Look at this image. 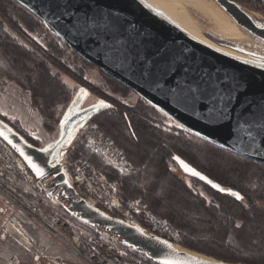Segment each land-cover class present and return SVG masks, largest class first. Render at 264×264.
<instances>
[{"label": "water", "instance_id": "95a60500", "mask_svg": "<svg viewBox=\"0 0 264 264\" xmlns=\"http://www.w3.org/2000/svg\"><path fill=\"white\" fill-rule=\"evenodd\" d=\"M13 1L29 11L83 61L135 93L178 128L233 154L264 164V135L249 127L253 115L258 119L264 110V63L230 55L200 41L142 0H60L58 10L50 7L49 0ZM213 1L237 27L264 42V25H256L236 2ZM162 55L166 61L161 59ZM153 61L161 68L157 71L153 67L150 76L142 68ZM167 66L179 69L174 78H171L172 73L162 75ZM186 76L202 78L209 93L214 90L217 98L206 94L199 100H190L184 92L173 91L177 81L183 83ZM0 134V140L17 154L34 177L43 181L46 191L59 200L61 209L71 217L110 234L156 264H164V261L169 264H229L197 252L194 253L203 258L178 251L172 242L146 234L136 223L110 216L86 200L76 198L61 165L67 146L59 147L58 144L47 152L40 151L2 120ZM59 148L62 156L52 160ZM174 157L199 172L179 156ZM26 158L44 170L43 178L36 175ZM173 160L186 176L229 194V191L218 190H230L227 187L201 172L206 179L193 176L178 160ZM161 240L171 244V248L159 243Z\"/></svg>", "mask_w": 264, "mask_h": 264}, {"label": "trees", "instance_id": "16d2710c", "mask_svg": "<svg viewBox=\"0 0 264 264\" xmlns=\"http://www.w3.org/2000/svg\"><path fill=\"white\" fill-rule=\"evenodd\" d=\"M232 1L264 12V0ZM29 17L35 23L34 31L40 29L41 22L25 8L13 0H0V79L12 81L29 93L32 106L44 119L43 128L50 133L60 125L71 99L62 75L84 83L93 94L101 92L84 79L83 72L91 65L53 35L47 32L42 46L22 32L20 25ZM5 25L22 40L12 37ZM214 40L230 47L225 41ZM112 83L121 86L113 80ZM123 95L120 98L124 99ZM113 101L116 108L107 107L102 113L117 117V122L110 124L109 136L102 129L100 133L120 150L132 167L129 175H119L104 166L96 155L81 152L79 147L68 150L69 157L86 159L116 180L123 204L142 193L143 207L151 215L161 217L173 212L171 216L175 218L168 219V223L178 229L180 247L229 264H264V164L233 154L185 130L166 129L163 115L138 96L132 104ZM0 120L36 145L5 116L0 115ZM174 156L239 193L243 199L237 200L186 176L173 160ZM181 177L188 178L193 186L189 187ZM198 186L206 196L199 192ZM173 205L186 211L188 219Z\"/></svg>", "mask_w": 264, "mask_h": 264}, {"label": "rangeland", "instance_id": "374dc122", "mask_svg": "<svg viewBox=\"0 0 264 264\" xmlns=\"http://www.w3.org/2000/svg\"><path fill=\"white\" fill-rule=\"evenodd\" d=\"M208 2H212L220 11H222L216 3H214L213 0H207ZM235 2V1H234ZM237 3V2H236ZM238 4V3H237ZM239 7L252 19V21L258 25L262 26L264 25V12L262 11H256L253 10V8L247 6V5H240ZM188 12H190V8H186ZM226 16H228L225 12L222 11ZM191 15V14H190ZM228 18H230L228 16ZM231 19V18H230ZM232 20V19H231ZM233 21V20H232ZM26 23V24H25ZM24 24H21L22 32L30 37L31 39L35 40L37 43H39L42 46H45V41L47 39L48 33L51 34V32L44 26L43 23H41L40 29L37 31H34L32 27L35 26V23L32 22V19L29 17L27 22ZM197 23L200 27L201 34L211 41L214 42L217 45L223 46L221 44H218L214 40V38L219 39L221 41H225L230 44V48L233 50H236L239 54L246 56L248 58L258 60L261 62H264V42L259 40L258 38L252 36L248 32L244 31L243 29L237 27L242 35L245 37V41L243 43H237L233 41H229L226 39H223L222 37L216 35L213 33V31L209 28L208 23L202 19H197ZM234 23V21H233ZM235 24V23H234ZM5 30L14 38L22 40L17 33L12 30L9 26L5 25ZM36 27V26H35ZM48 32V33H47ZM52 35V34H51ZM55 37V36H54ZM212 37V38H211ZM214 37V38H213ZM70 59V57H69ZM81 75V74H79ZM84 79L87 82H90L92 85H95L98 88V91L100 90L101 94L96 95L93 94V92H90V90H87L84 86V83L76 82L73 78H71L69 75H62L61 80L64 84L70 89L71 92V99L68 103L67 110L63 117L61 118L60 125L56 127L52 132H46V130L43 128V117L37 112V110L32 106L30 101V95L26 90H22L18 88L12 81L0 79V92L2 93L1 88H3L4 85H11L12 87L18 89L22 94L15 95V90H9V95L11 97L16 98L15 104L12 106L14 108V112H16V115H19L20 122H12L14 123L20 131H23L26 135H28L31 140L36 144L35 146H38V144L41 145L42 149H48L52 146H57L59 142V147L63 146H69V148L66 147L67 150H73L75 147H79L81 149V152L88 151L90 153H93L96 155V157L99 159V161L106 167H109L110 169H113L116 173H118L121 176L129 175V173L132 171V167L128 165V162L126 159H124L123 156L122 159L124 164L118 165L117 162L113 159H111L106 154H97L93 152L90 147L88 146L87 142H85L83 139H80V131L83 127L86 125H90L92 127H95L97 131L100 133V129L105 131L108 136L110 135V124H114L117 122V117L114 116H105L102 111H104L107 107H101L100 102L103 101L104 104L109 105L112 108H116L117 105L113 100H122L126 104H132L135 102L136 96L133 92L125 91V89L122 86H114L112 83V80H109L100 73V71L91 66L84 70L83 72ZM114 81V80H113ZM116 82V81H115ZM88 88H91V86H86ZM83 89L84 92H81L80 90ZM97 91V92H98ZM0 93V94H1ZM123 95V98H120V95ZM25 95H28L25 96ZM106 97L111 98V100H105ZM113 98V100H112ZM2 103V102H1ZM4 109V107H3ZM160 113V112H159ZM95 114V115H94ZM161 114V113H160ZM0 115H2L0 113ZM163 115V114H162ZM5 116V115H3ZM6 117V116H5ZM164 117L163 125L166 127V129H179L176 126V124L169 119L168 117ZM7 118V117H6ZM11 122V121H10ZM77 131V132H76ZM76 132V133H75ZM36 136V140H34L31 136ZM101 134V133H100ZM47 142L44 143L46 141ZM103 137V136H102ZM106 139L105 137H103ZM116 138H114L115 140ZM112 146L113 143L106 139ZM114 147V146H113ZM117 149L116 147H114ZM59 148L56 153V157L60 158L62 156L63 151ZM117 151L120 152V150L117 149ZM122 155V154H121ZM88 161V160H87ZM90 164H92L90 162ZM95 168H97L99 171L104 173L102 170H100L98 167H96L94 164H92ZM106 174V173H104ZM108 177V175L106 174ZM109 178V177H108ZM185 183L191 187L193 186L192 183L188 178L181 177ZM110 181L116 183V190L119 194V207L112 212H114V216L122 217V218H129V220L133 223L139 224L137 217L140 219H143L145 216L151 217L153 220L151 221V224L157 225L158 227L168 229H173L176 233V235L180 239V233L177 228L171 226L168 222V219L175 218L174 216H171L173 212H168L167 214L162 215L161 217H157L154 215H151V213H148L145 211L143 204H142V193H138L133 200L127 202L126 204H123L120 198V185L119 183L109 178ZM199 192L206 196L205 192L198 186ZM208 198V197H207ZM132 207V206H134ZM174 208L178 209L177 205H173ZM181 211V213H180ZM128 212V213H127ZM140 212V213H139ZM178 213L182 214L183 218L188 219V217L185 215L187 214L186 211L181 210V208L178 209ZM179 216L181 217V215ZM25 215V214H24ZM180 217H177V219H180ZM12 218L6 217L2 218L0 220V230H5L6 232L12 234L16 238L22 240H27L24 233H22L21 230L15 227V224ZM151 220V219H150ZM150 222V221H149ZM52 235V234H51ZM53 236V235H52ZM53 241L55 239L52 238ZM54 237V236H53ZM56 238V237H54ZM57 239V238H56ZM180 241V240H179ZM56 243V249L55 255H57L59 258L51 259L49 260L46 257H43L42 254H36L40 257L39 264H88L85 261H83L77 254L68 246L65 244H61L59 242ZM176 245L179 246L178 243ZM180 247V246H179ZM183 249V247H181ZM185 250V248H184ZM52 252V250H50ZM31 257V256H30ZM53 260V261H52ZM38 263V262H37Z\"/></svg>", "mask_w": 264, "mask_h": 264}, {"label": "built area", "instance_id": "2783aa9c", "mask_svg": "<svg viewBox=\"0 0 264 264\" xmlns=\"http://www.w3.org/2000/svg\"><path fill=\"white\" fill-rule=\"evenodd\" d=\"M80 139L87 142L93 152L108 155L118 165L124 164L121 153L104 139L95 127H83ZM68 154L67 150L61 165L67 173L73 195L86 200L110 216L131 222L129 218L114 216L112 212L119 207L116 183L110 181L106 174L86 159H71ZM0 192L14 201L29 219L45 228L88 264H155L147 261V258L135 252L131 246L122 245L110 234L94 229L58 210L59 200L46 191L43 181L34 177L17 154L2 140ZM132 207L136 208L135 205ZM137 219L139 224H136L146 234L157 235L173 244L179 242L180 239L173 229H159L155 223L151 224L153 219L149 216ZM0 264H18V260L14 256L0 258Z\"/></svg>", "mask_w": 264, "mask_h": 264}, {"label": "crops", "instance_id": "0c3cea01", "mask_svg": "<svg viewBox=\"0 0 264 264\" xmlns=\"http://www.w3.org/2000/svg\"><path fill=\"white\" fill-rule=\"evenodd\" d=\"M1 90L0 113L5 115L11 122H20L19 115H16L14 108H12L15 104L16 98L15 96L11 97L9 95V90H15V95H20L22 93L9 84L4 85ZM25 96L28 97V95ZM30 136L37 141L36 136L31 134ZM47 139L48 137L44 143L47 142ZM37 147L42 149L40 144H38ZM69 147L70 145L67 146V148ZM55 150L53 154L55 153ZM54 159H56V156L52 158V160ZM57 209L62 211L60 205L57 206ZM6 217L12 218L11 220H13L15 227L25 234L27 240L21 241L5 230H0V258L5 259L7 257L14 256L18 260V264H39L41 261H37L35 259L38 254H42L43 257H46L49 260L59 258L54 254V249H56L55 242H59L61 244L63 243L54 238L55 236L53 237L45 228L41 227L39 224L24 215V212L15 204L14 201H12L4 193L0 192V220ZM48 235L52 236L55 241H53L51 237H48ZM50 250H52V252Z\"/></svg>", "mask_w": 264, "mask_h": 264}, {"label": "bare ground", "instance_id": "6f19581e", "mask_svg": "<svg viewBox=\"0 0 264 264\" xmlns=\"http://www.w3.org/2000/svg\"><path fill=\"white\" fill-rule=\"evenodd\" d=\"M151 9L164 15L173 24L184 30L191 36L199 39L200 41L215 47L230 55L240 57L249 61L264 63L258 60H254L239 54L236 50L226 48L220 45L212 43L206 39L200 32V27L197 23V19H202L208 23L209 28L216 35L223 39L243 43L245 37L243 33L236 27L233 21L228 18L222 11H220L212 2L207 0H142ZM190 8V12L186 9ZM191 14V15H190ZM173 247L178 251L189 252L192 255L202 257L197 253L182 249L176 244ZM203 258V257H202Z\"/></svg>", "mask_w": 264, "mask_h": 264}, {"label": "snow or ice", "instance_id": "6c2138e0", "mask_svg": "<svg viewBox=\"0 0 264 264\" xmlns=\"http://www.w3.org/2000/svg\"><path fill=\"white\" fill-rule=\"evenodd\" d=\"M49 5H50V7H54L55 9L58 10L61 6L60 0H49ZM161 59L166 61V57H164L163 55L161 56ZM141 64L143 65L144 62L142 61ZM153 67H155L157 69V71H160L161 66L156 61H153L149 65L143 66L142 71L151 76ZM177 71H179V69H174L171 66H167V67H165L164 71L162 72V75L167 76L168 73H172L173 75L171 78H174L175 73ZM176 90H180V91L184 92L190 100H199V99H201V97L205 96L206 94H210L213 99L217 98V95H216L214 90L211 93H209L208 85L202 78L197 79L196 77L189 78L186 76L183 83H181L180 81H177L173 91H176ZM80 91L84 92L83 89H81ZM220 99H223V97H220ZM99 106L110 107L109 105L104 104L103 101L100 102ZM246 110L250 111V109H246ZM61 123H63V121ZM241 126H243V125H241ZM249 127L256 128L258 130V134L264 135V110H262L258 119L255 117V115H253V120L249 123ZM0 135H2V134H0ZM4 139L8 140V137L5 136ZM8 142L11 143V141H8ZM57 143L59 144V142H57ZM40 151L47 152V149H40ZM26 159H27V162L30 165V167L35 171L36 175L40 178H43L46 174L44 172V170L41 167H39L36 163H34L30 158H26ZM173 159L178 160V162L181 163V166L184 168V170L186 172L190 173L193 176H197L202 180L206 179L205 177L200 175L199 172L195 171L194 169L189 168V166L187 164H184L183 161H179L178 157H173ZM208 182L211 183L210 181H208ZM65 183H67V181H65ZM212 186L214 188H218V186L215 184H213ZM218 190L219 191H229V194L235 196V198L237 200L243 199V197L239 193L231 192V190H225V189H219V188H218ZM237 227H239V225H237ZM159 243L165 244L168 248H171V244H168L166 241L161 240V241H159ZM35 259L37 261H39L40 257L37 256V257H35ZM164 264H169V262L164 261Z\"/></svg>", "mask_w": 264, "mask_h": 264}]
</instances>
